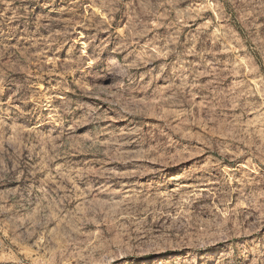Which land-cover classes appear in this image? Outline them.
<instances>
[{
    "label": "rangeland",
    "instance_id": "1",
    "mask_svg": "<svg viewBox=\"0 0 264 264\" xmlns=\"http://www.w3.org/2000/svg\"><path fill=\"white\" fill-rule=\"evenodd\" d=\"M0 264H264V0H0Z\"/></svg>",
    "mask_w": 264,
    "mask_h": 264
}]
</instances>
